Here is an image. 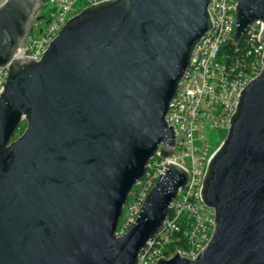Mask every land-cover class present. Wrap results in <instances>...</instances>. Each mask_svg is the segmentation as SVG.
I'll use <instances>...</instances> for the list:
<instances>
[{"label": "water", "instance_id": "obj_1", "mask_svg": "<svg viewBox=\"0 0 264 264\" xmlns=\"http://www.w3.org/2000/svg\"><path fill=\"white\" fill-rule=\"evenodd\" d=\"M209 2L104 0L71 17L41 61H12L0 91V264H137L190 182L187 168L166 161L137 221L118 235L147 162L161 143L176 144L166 114L213 28ZM42 4L0 0V67ZM256 20L264 41V0H237L233 44ZM202 195L217 212L212 240L195 259L156 264H264V66L241 91Z\"/></svg>", "mask_w": 264, "mask_h": 264}, {"label": "built area", "instance_id": "obj_2", "mask_svg": "<svg viewBox=\"0 0 264 264\" xmlns=\"http://www.w3.org/2000/svg\"><path fill=\"white\" fill-rule=\"evenodd\" d=\"M101 1L104 0L43 1L25 43L17 47L5 67H0V91L8 81L10 64L15 58L28 56L41 61L50 42L60 34L66 22ZM46 6L48 8L43 12ZM208 10L213 28L193 49L189 66L166 114L168 124L176 128V144L171 148L162 143L158 146L146 164L144 175L129 192L116 230L118 235H123L137 221L166 161L187 168L189 185L179 189L162 228L141 250L137 264H156L160 259L175 256L195 259L212 240L217 212L206 204L202 195L204 178L214 153L230 132L241 91L251 79L261 74L264 66V41L259 40L262 21L252 23L241 42L233 44L237 0H210ZM209 129L221 130L226 136L216 149L208 140Z\"/></svg>", "mask_w": 264, "mask_h": 264}, {"label": "rangeland", "instance_id": "obj_3", "mask_svg": "<svg viewBox=\"0 0 264 264\" xmlns=\"http://www.w3.org/2000/svg\"><path fill=\"white\" fill-rule=\"evenodd\" d=\"M81 2L79 3V9H81V6H80ZM48 8V6H46L45 8H43V12H45V10ZM42 24L44 25L45 24V20L42 21ZM27 125V124H26ZM25 128H21L14 136V139H17L20 135L23 134ZM207 137H208V140L210 141V143L212 144V146H214V148L216 149L219 145H220V141L221 139H225L226 136L224 137V134L221 130H218V129H214V130H211L209 129L208 132H207ZM203 248V247H202ZM201 248V249H202ZM201 249L199 251H201ZM198 251V252H199Z\"/></svg>", "mask_w": 264, "mask_h": 264}, {"label": "trees", "instance_id": "obj_4", "mask_svg": "<svg viewBox=\"0 0 264 264\" xmlns=\"http://www.w3.org/2000/svg\"><path fill=\"white\" fill-rule=\"evenodd\" d=\"M43 1L46 2L47 0H43ZM26 124H27V121H24V122L21 124L20 128L17 130V132H18L21 128H26ZM24 131H25V130H24ZM17 132H16V133H17ZM16 133H15V134H16ZM23 133H24V132H23Z\"/></svg>", "mask_w": 264, "mask_h": 264}, {"label": "flooded vegetation", "instance_id": "obj_5", "mask_svg": "<svg viewBox=\"0 0 264 264\" xmlns=\"http://www.w3.org/2000/svg\"><path fill=\"white\" fill-rule=\"evenodd\" d=\"M240 42H241V41H240ZM240 42H239V43H240ZM239 43H238V44H239ZM183 75H184V74H183Z\"/></svg>", "mask_w": 264, "mask_h": 264}]
</instances>
